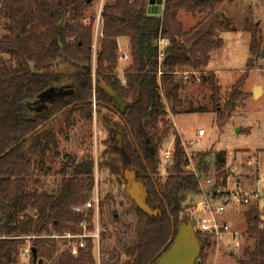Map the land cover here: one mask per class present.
I'll list each match as a JSON object with an SVG mask.
<instances>
[{
    "label": "trees",
    "instance_id": "1",
    "mask_svg": "<svg viewBox=\"0 0 264 264\" xmlns=\"http://www.w3.org/2000/svg\"><path fill=\"white\" fill-rule=\"evenodd\" d=\"M94 2L0 0L4 28L0 34V264H18L27 242L37 251V259L32 252L31 264H98L96 239L90 238L88 248L74 256L68 249L58 253V242L50 236L80 233L85 220L90 232L95 230L94 210L80 213L73 206L91 199L96 172L103 170L124 181L127 169L135 171L138 180L148 187L150 205L160 210V214L150 215L137 207L136 241L121 253L129 259L128 264H156L178 226L191 219L190 215H180L199 194L200 178L186 170V155L176 133L175 161L166 169L165 179L159 176L161 148L172 132L163 94L172 113H177L184 106L180 94L184 79L175 74L176 69H202L209 64L212 52L223 46L217 33L231 26V20L218 10L223 0H164L160 14L153 13L150 0L108 3L103 8L104 36L95 59V18L87 22V10ZM182 13H205L206 17L186 31ZM160 36L172 41L162 62L157 44ZM121 38L130 40L127 84L116 73L121 65ZM251 51L255 55L261 52L257 28H252ZM161 68L168 71L161 77L163 89L159 86ZM99 77L129 102L124 113L115 109L114 99L97 84ZM204 80L219 104L222 87L216 73L210 72ZM61 84L71 85L67 95L58 92L47 108L32 109L34 100ZM236 95H229L225 110H233ZM94 107L98 119L111 130L107 149L98 161L92 155L80 157L78 151H65L60 139L82 117L93 121ZM205 110L190 106V111ZM61 118L63 124L57 130L54 122ZM113 133L122 135L123 150L117 147ZM78 137L80 144H85L87 137ZM195 160L200 176H211V167L215 166L217 187L226 185L225 152H200ZM56 162L60 163L59 170H55ZM54 172L61 178L57 186L42 187V176ZM103 206L101 200L100 210ZM246 221L245 238L250 245L237 262L264 264V219L260 210L250 207ZM197 235L203 250L210 246L211 237L200 232ZM119 261L120 257L117 264ZM196 264H203L202 258Z\"/></svg>",
    "mask_w": 264,
    "mask_h": 264
},
{
    "label": "rangeland",
    "instance_id": "2",
    "mask_svg": "<svg viewBox=\"0 0 264 264\" xmlns=\"http://www.w3.org/2000/svg\"><path fill=\"white\" fill-rule=\"evenodd\" d=\"M218 10L231 20L229 29H223L217 33L218 38L223 40V46L212 52L209 64L202 69L192 70L187 66L176 69L181 72L197 71L199 75L198 78L191 77L183 81L180 94L184 100V106L178 108L177 113H172L171 109H168L172 132L162 147L164 146L165 149L169 147L175 138L174 133L182 142L196 141L198 130L202 128L206 130L207 135L197 141L195 153L197 151V153L225 152L224 170L228 176L243 179L261 177L264 180V56L261 55L264 50V0H223ZM97 14L98 0H95L87 10V22L89 23L94 17L96 24ZM205 17V13L181 14L186 31L198 25ZM252 28H257L259 31L261 44L259 55L251 51ZM3 32V19L0 16V34ZM102 38L103 36L99 38L97 51L101 47ZM119 45L122 51L130 54L128 38H121ZM2 56L0 53V59ZM254 56H257V59L253 60ZM129 63L131 60L125 65L121 62L120 67L116 69L119 77L122 78L125 74L121 66H124L126 70ZM210 72L216 73L218 84L222 87V101L217 105L212 99L209 85L204 80ZM65 84L58 85V88H71V85L66 86ZM256 86L262 87L259 97H255ZM232 92L237 93L234 107L232 111H227L224 106L225 101ZM36 102L37 100H34L32 103L34 111H38L36 108L39 104ZM190 106L204 107L207 110L190 111ZM94 112L93 121L82 117V120L78 121L69 134L66 136L61 134L60 139L65 151H78L80 157L92 155L98 161L107 149L106 141L111 138V130H108L98 119L95 107ZM106 112L107 110L103 109V113ZM222 114L225 115L223 118ZM78 117L79 115L77 119ZM61 119L54 122L57 130L63 124V118ZM79 134L87 137L83 145L80 144ZM67 140L71 141L70 144L66 143ZM160 156L162 158V151ZM210 161H213V156L210 157ZM211 168V177L217 178V168L215 166ZM59 169L60 163L56 162L55 170ZM159 176L163 179L167 177L165 166L159 169ZM42 179V187L52 189L57 186L61 178L54 172L49 177L42 176ZM120 179L108 170L101 171L96 178L95 192L99 191L100 200L104 205L99 217L100 237L99 240L96 239L94 246L98 264H117L119 257L118 264H128L129 259L121 253L126 246L136 241L138 206L126 191V180ZM108 193H110L109 196ZM195 201L196 197L193 202H190V207L181 213V218L192 213ZM249 209L250 207H242L239 212H232L229 215V221L241 233V247L233 249L224 243L223 239L220 241L212 239L210 246L207 245L204 250L202 249L195 264L199 258H202L203 264H238V259L242 257L245 248L250 245L245 238L246 214ZM260 212L264 219V209ZM55 240L59 245L58 253L67 249L63 239ZM30 245L31 242H27L26 249H30L31 256L24 253L25 251L22 252L18 258V264H31Z\"/></svg>",
    "mask_w": 264,
    "mask_h": 264
},
{
    "label": "built area",
    "instance_id": "3",
    "mask_svg": "<svg viewBox=\"0 0 264 264\" xmlns=\"http://www.w3.org/2000/svg\"><path fill=\"white\" fill-rule=\"evenodd\" d=\"M117 0H98V14L95 24V38L93 49L95 56L97 54V46L99 38L104 36L103 26V8L105 5ZM130 2L132 0H129ZM171 39L167 36H160L157 44L159 49V62L164 61L167 58V48L171 45ZM120 46V61L127 63L131 60V56L128 52L122 51ZM122 67V66H121ZM123 68V67H122ZM125 73V69H123ZM168 71H163L162 68L159 71V86L162 88L161 77ZM172 73V72H169ZM175 74L184 80H189L191 77L198 78L199 73L197 71H175ZM122 83L127 84L125 74L122 77ZM167 109H170V105L163 94ZM207 132L205 129H199L197 133L198 140H192L188 143L182 142V147L186 155V170L191 171L197 177L200 178L199 194L196 197V201L193 207L191 216L194 229L197 232L205 236H209L212 239L220 241L223 239L224 243L230 245L233 249L239 248L242 245L241 233L239 230L229 221V215L232 212H239L242 207L255 206L259 210L264 209V180L260 178H236L229 176L225 186L217 187V178L202 177L196 167V154L195 147L199 139L205 137ZM176 137L171 141L168 148H161L162 151V166H165V170L173 165L175 161L176 153ZM98 172H96V178ZM220 181H222L220 179ZM100 195L99 191H96L94 196L83 205H75L73 209L76 212L83 213L90 209L95 212V230L90 232L88 228L87 220L83 221L81 227L83 231L80 233H73L71 231L66 232L63 235L54 234L51 237L55 239H63L65 246L74 256H78L81 249L88 248V241L90 238L99 240V217H100ZM27 250V251H26ZM24 253L30 254V249H26ZM32 251V249H31Z\"/></svg>",
    "mask_w": 264,
    "mask_h": 264
},
{
    "label": "water",
    "instance_id": "4",
    "mask_svg": "<svg viewBox=\"0 0 264 264\" xmlns=\"http://www.w3.org/2000/svg\"><path fill=\"white\" fill-rule=\"evenodd\" d=\"M164 0H150V7L154 6L153 13L160 14L163 11ZM65 19L63 18L59 24L61 28L64 27ZM176 38L174 39V41ZM191 47V44L189 45ZM264 56V50L262 51ZM257 59V56L253 57V60ZM97 84L106 92V94L114 99V107L119 113H124L128 107L129 102L125 100L113 86L105 82L103 77H99ZM262 93V87H255V97H259ZM57 93L55 89L45 91L39 96L36 108L38 111L47 108L50 103L55 100ZM116 141L117 147L123 150V139L121 134H112ZM126 191L129 196L135 201L137 206L150 215L160 214L158 208H154L149 203V190L145 183L138 180L137 174L131 169L125 171ZM202 251L201 241L194 229L192 220L183 222L178 226L169 248L159 255L155 261L156 264H195L196 260L200 256ZM35 259H37V251L32 249Z\"/></svg>",
    "mask_w": 264,
    "mask_h": 264
},
{
    "label": "flooded vegetation",
    "instance_id": "5",
    "mask_svg": "<svg viewBox=\"0 0 264 264\" xmlns=\"http://www.w3.org/2000/svg\"><path fill=\"white\" fill-rule=\"evenodd\" d=\"M58 88V87H57ZM50 89H53V88H50ZM50 89H48V90H50ZM55 89V92L56 93H58V92H60L61 93V91H62V93H61V95L63 96H65V95H67L69 92H67L68 91V88L67 87H64L63 89L61 88H59V89H56V88H54ZM63 90L64 91H66V92H63ZM56 95V94H55ZM57 96V95H56ZM56 96H55V98H56Z\"/></svg>",
    "mask_w": 264,
    "mask_h": 264
},
{
    "label": "crops",
    "instance_id": "6",
    "mask_svg": "<svg viewBox=\"0 0 264 264\" xmlns=\"http://www.w3.org/2000/svg\"><path fill=\"white\" fill-rule=\"evenodd\" d=\"M152 9H154V6H152ZM122 65H125V63H122ZM122 67H123V69H125L124 66H122ZM230 223L232 224V222H230Z\"/></svg>",
    "mask_w": 264,
    "mask_h": 264
}]
</instances>
